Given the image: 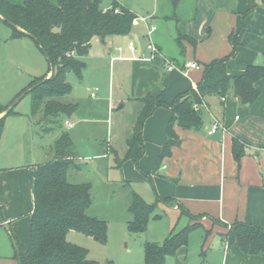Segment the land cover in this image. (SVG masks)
Instances as JSON below:
<instances>
[{"label": "crops", "instance_id": "0c3cea01", "mask_svg": "<svg viewBox=\"0 0 264 264\" xmlns=\"http://www.w3.org/2000/svg\"><path fill=\"white\" fill-rule=\"evenodd\" d=\"M184 1L179 0L173 5L174 8L183 7ZM192 1L194 8L184 17L188 20L185 30L177 29V39L180 37V41L176 39V42L181 47L186 41L199 47L194 58L187 61H196L200 68L185 70L183 65L187 61L176 63L173 59H166L159 46L158 55L163 58L159 67L152 66V61L137 60L145 52V45H141V41H144L146 30L144 24V30L137 32V17L149 16L152 24L157 21L167 23L173 18H160L153 12L139 13L119 3L135 13L132 30L128 35L112 36L105 40L93 37L90 40L88 53L83 57L85 65L81 76L69 73L75 75L70 78L67 75L71 91L67 94L66 103L77 104V109L73 115L63 120L57 136L64 131L70 135L72 141L69 176L80 181L83 176L80 160L85 163L89 161L94 166L90 164V168L112 171V177H106V184L129 188L130 193L135 192L140 197L137 190L151 193L154 200L157 196L173 200L172 203L177 208L181 205L182 210L199 216L202 220L200 227L210 230L215 228L221 235L220 244L226 252L221 264H225L230 256V247L238 252L240 250L235 244L228 245L223 241V235L227 231L224 224L229 226L239 221L264 229V78L255 82L260 95L251 105L241 104L231 94H227L224 100L218 95H206L203 100L209 111L203 112V127L199 130H187L174 126L178 140L171 147L170 155L163 157L159 166L157 158L167 139V126L172 117L170 107H156L144 120L140 139L129 144L133 137V128L144 106L142 99L151 95L171 103L177 95L195 89L202 79L203 64L230 52L228 36L239 29L242 13L252 6V0ZM101 2L104 10L110 8H105L103 0ZM254 2L257 5L244 17L245 31L249 28L253 33L249 37V33L244 35V31L237 53L226 62L228 74L240 75L248 65L264 64V0ZM179 20L175 15L176 25ZM179 26L182 27L181 23ZM205 26L211 35L202 40L203 37L198 38L197 32L202 33ZM130 43L134 51L129 49ZM202 48H207L206 55L202 53ZM184 51L183 49L181 52ZM166 60L173 63L171 71L166 69ZM45 74H48L47 71L43 75ZM153 77L157 80L150 83V78ZM97 82H100V87L96 85ZM93 85L97 87L96 96L90 97L89 90ZM244 106L247 111L242 117L238 111ZM18 115V112L13 114L14 117H19ZM213 117L224 124V133L207 134ZM28 121V125L38 123L36 117ZM5 124L6 121L4 126ZM51 130L42 131L40 128L37 131L47 134ZM234 140L241 144L243 150L238 157L233 151ZM2 141H5V145L2 144L0 156L12 157L14 160L8 163L0 157V264H19L18 250L24 252L29 245L36 170L39 166L53 161L55 156L46 162L45 156L34 154L27 162L21 150L13 155L8 153L10 145L7 133L3 135V140L1 138L0 142ZM47 150L52 151V147H47ZM42 152L44 149L40 153ZM165 209L160 208L156 214L162 218L166 214ZM184 222L187 224V221ZM169 232L171 231H168L163 240ZM6 238H10V241L6 240L7 244L4 245ZM187 252L186 245L181 246L166 259L171 258L173 264H178L179 259L183 262L186 260ZM240 253L247 264H264L262 255Z\"/></svg>", "mask_w": 264, "mask_h": 264}, {"label": "trees", "instance_id": "16d2710c", "mask_svg": "<svg viewBox=\"0 0 264 264\" xmlns=\"http://www.w3.org/2000/svg\"><path fill=\"white\" fill-rule=\"evenodd\" d=\"M178 1L172 0V4L175 6ZM101 5V0H17L16 3L0 0V20L14 25L8 24L11 27V36L31 37L49 63L47 73L52 72L50 78L29 90L32 92L31 118L42 110V116L51 122L53 128L60 127L63 120L73 115L77 109V104L63 103L60 100L71 91L67 75L75 73L78 77L81 76L85 65L83 57L88 53L90 40L93 37L105 40L112 36L128 35L132 30L134 12L122 5H113L106 10ZM256 5L252 0L251 8L242 13L239 29L229 34L230 52L203 64L202 79L196 85V90L190 89L177 95L171 103L151 95L142 99L144 106L133 128V137L129 144L140 139L142 124L156 107H170L172 111L171 121L167 126V139L157 158V166L163 157L170 155L171 147L178 140L174 126L187 130H199L203 127L202 114L194 110L193 105L200 104L206 95L225 97L231 94L244 105H251L260 95L255 82L264 78V64L248 65L240 75L226 72V62L237 53L245 31L244 17ZM177 41H180V37ZM45 75L35 83L44 79ZM203 102L205 103L204 100ZM3 111L6 112L0 117V137L6 116L16 113L14 105L10 108L1 107L0 113ZM72 148L70 135L61 132L53 145L54 160L36 170L29 245L24 252L18 250L19 264H99L88 257L85 248L67 241L66 238L70 231H74L99 244L105 245L107 242L106 221L87 214L92 201L90 183L68 181ZM233 151L237 157L243 152L237 140L233 141ZM162 201L173 202L169 198L157 196L153 202L146 203L137 193L132 192L127 208L133 215V219L128 222L129 233H142L150 217L160 218L155 210ZM178 208L182 209V206L178 205ZM183 211L187 212L185 209ZM224 226L227 228L223 235L226 244H235L246 255L264 256V229L239 221ZM194 229V226H185L178 232H170L161 245L145 242V264H164L167 256L187 245L189 233Z\"/></svg>", "mask_w": 264, "mask_h": 264}, {"label": "rangeland", "instance_id": "374dc122", "mask_svg": "<svg viewBox=\"0 0 264 264\" xmlns=\"http://www.w3.org/2000/svg\"><path fill=\"white\" fill-rule=\"evenodd\" d=\"M110 3H112V6L119 5V3L127 5L131 9L143 14L153 12L160 18H163V16L173 18L167 23L164 21L153 23L155 32L153 33L152 41L160 47V52L166 59H173L176 63H181L192 60L194 55L199 51V47L191 42L186 41L183 47L176 42L178 36L177 29L185 30L184 27L188 20L184 19V17L187 16L192 7L194 8L192 0H185L183 7H180V9L177 8L178 6L174 8L172 0H103L105 8L110 7ZM175 15L180 19L178 25L174 21ZM137 18L138 21L136 20L135 26L139 33L144 30L145 25L140 17ZM191 19L193 20V17ZM179 23H181L182 27L179 26ZM206 28L207 26H205L202 33L197 32L199 34L198 38L203 37L202 40H206L211 35V33L206 31ZM246 33H249L248 36L250 37L253 31L247 28L244 35ZM20 38L12 37L11 27L0 20V108L6 106L10 108L15 103L14 111L19 114V117H14L13 114L6 116L3 135L7 133V141L10 145V148H8L9 154L13 155L21 150V153L23 152L24 155L23 158L27 162L30 161V157L34 154H39L40 157L45 156V161L47 162L54 155L53 145L58 138L57 134L60 133V127L53 128L51 122L45 120V117L42 116V110L35 116L38 123L28 125V119L31 118L30 109L32 100V92L29 90L42 83L45 79L50 78L52 72H48L44 79L35 83L37 79L44 76L43 74L49 68V63L31 37L23 36L22 39ZM107 45L110 44L107 43ZM141 45L144 46L145 42L141 41ZM183 49L185 50L184 53L181 52ZM201 51L206 55L207 48H202ZM201 57L203 56L201 55ZM162 59L161 56H156L151 62L152 66L159 67ZM69 76L70 78L75 77L73 74H69ZM155 80L157 78H150V83ZM32 83L35 84L32 85ZM96 85L100 87V82H97ZM92 87L94 85L90 86V88ZM60 100L66 103L68 101L67 95L61 97ZM253 107H256V105ZM246 108V106L242 107L238 111L239 115L243 117L247 111ZM196 111L203 115V112H208L209 108L205 106L202 100ZM5 112L3 111L2 115L0 113V117ZM37 127L41 128L42 131H49L50 127H52V130L47 134L41 131L40 134L37 131L39 130ZM3 135L0 137V140L1 138L3 140ZM2 144L5 145V141L4 143L3 141L0 142V154ZM50 146L52 147V151L47 150V147L50 149ZM42 149H44V152L40 153ZM4 152L6 154L5 148ZM2 158L4 162L8 163L14 160L12 157L4 158L3 156ZM80 162L82 164L81 169L83 170V176H81L80 181L90 183L91 185L92 201L87 214L106 221L107 242L105 245H102L92 238L74 231H70L66 238L67 241L85 248L88 251L90 259L97 260L99 264H145L143 252V244L145 242L161 245L168 231L175 233L185 226H194L195 229L189 233L187 239L186 248L188 252L186 260L183 262L179 259L178 264L222 263L225 251H223L220 244L221 235L218 234L215 228L210 230L200 227L202 226V220L199 216L185 213L181 208L179 209L177 206H174L172 202L162 201L159 203V209L157 208L155 213L159 212L157 210H160V208L162 210L166 208V214L162 218L153 219L150 217L144 232L139 234L129 233L128 222L133 219L132 213L127 209L131 200L130 189L121 187L118 184H106V177L110 178L113 175L111 170H95L94 168H90L91 163L89 161L85 163L80 160ZM68 181L72 183L74 181L80 182L69 175ZM144 191L140 192L137 190L143 201L151 203L154 200L152 194ZM184 221H187V224ZM6 240L10 241V238L4 239V245L7 244ZM11 240L15 243L12 238ZM229 251L230 256L225 264H247L243 260V255L240 251L238 252L231 247ZM171 260V258H167L164 264H173ZM206 261L207 263H205Z\"/></svg>", "mask_w": 264, "mask_h": 264}, {"label": "built area", "instance_id": "2783aa9c", "mask_svg": "<svg viewBox=\"0 0 264 264\" xmlns=\"http://www.w3.org/2000/svg\"><path fill=\"white\" fill-rule=\"evenodd\" d=\"M112 1H116V0H112ZM113 6L111 5L110 8H112ZM109 8V9H110ZM117 9H115L116 11ZM140 19L142 20V22L146 25V30L145 33L143 35V40L145 42V52H143L139 57H137V60H140L142 62H151L153 60V58L159 54V48L157 47V45L152 41V33L155 30V26L149 22V16H139ZM129 49L134 51V47L132 45V43L129 44ZM120 49V48H118ZM166 69L167 71H171L173 69V63L170 61L166 60ZM184 69H198L200 68V65L196 62V61H187L184 63L183 65ZM96 91H97V87L91 88L89 90V96L90 97H95L96 96ZM222 100H224V97H221ZM198 105L199 104H194V110H198ZM237 118V116H236ZM226 131V128L224 126V124L217 118L213 117L212 121L209 125V127L207 128V134L212 135V134H216L218 132L224 133Z\"/></svg>", "mask_w": 264, "mask_h": 264}, {"label": "water", "instance_id": "95a60500", "mask_svg": "<svg viewBox=\"0 0 264 264\" xmlns=\"http://www.w3.org/2000/svg\"><path fill=\"white\" fill-rule=\"evenodd\" d=\"M10 26H14L11 22L7 21ZM15 104V103H14ZM13 104V105H14ZM12 107V106H11Z\"/></svg>", "mask_w": 264, "mask_h": 264}]
</instances>
